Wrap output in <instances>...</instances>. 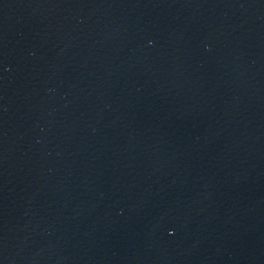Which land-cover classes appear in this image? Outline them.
I'll return each mask as SVG.
<instances>
[{
  "label": "water",
  "instance_id": "obj_1",
  "mask_svg": "<svg viewBox=\"0 0 264 264\" xmlns=\"http://www.w3.org/2000/svg\"><path fill=\"white\" fill-rule=\"evenodd\" d=\"M0 264H264V0H0Z\"/></svg>",
  "mask_w": 264,
  "mask_h": 264
}]
</instances>
